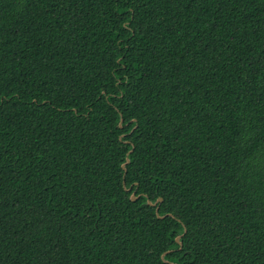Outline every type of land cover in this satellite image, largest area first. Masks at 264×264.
I'll list each match as a JSON object with an SVG mask.
<instances>
[{
    "label": "trees",
    "instance_id": "trees-1",
    "mask_svg": "<svg viewBox=\"0 0 264 264\" xmlns=\"http://www.w3.org/2000/svg\"><path fill=\"white\" fill-rule=\"evenodd\" d=\"M0 264H264V0H0Z\"/></svg>",
    "mask_w": 264,
    "mask_h": 264
},
{
    "label": "water",
    "instance_id": "water-1",
    "mask_svg": "<svg viewBox=\"0 0 264 264\" xmlns=\"http://www.w3.org/2000/svg\"><path fill=\"white\" fill-rule=\"evenodd\" d=\"M127 163H128V161H127ZM122 168L125 169V165H123ZM130 199H131V201H135V199H137V197H135L134 194H132ZM161 201H162V200L159 199L158 201H156V202L153 203V204H151L149 201H148V203L154 207V206H156V204H157L158 202H161ZM157 210H158V209L156 208V214H157ZM179 239H180V237H177V238H176V243H178V244L181 246V243L179 242Z\"/></svg>",
    "mask_w": 264,
    "mask_h": 264
}]
</instances>
